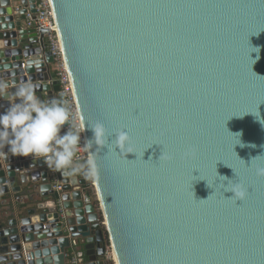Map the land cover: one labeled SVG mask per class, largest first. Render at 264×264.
<instances>
[{"label":"water","instance_id":"obj_1","mask_svg":"<svg viewBox=\"0 0 264 264\" xmlns=\"http://www.w3.org/2000/svg\"><path fill=\"white\" fill-rule=\"evenodd\" d=\"M38 1L0 0V113L21 82L59 91L48 31L23 22ZM47 1L79 121L127 131L138 158L93 149L97 206L84 177L57 171L56 191L42 157L0 150V195H27L0 217V264L81 245V264H264V0Z\"/></svg>","mask_w":264,"mask_h":264},{"label":"clouds","instance_id":"obj_2","mask_svg":"<svg viewBox=\"0 0 264 264\" xmlns=\"http://www.w3.org/2000/svg\"><path fill=\"white\" fill-rule=\"evenodd\" d=\"M8 87L7 82L0 80V97L7 95ZM37 87L30 81L21 82L13 93L15 101L10 103L6 111L0 113V150L7 147L13 156L42 157L50 168L61 171L63 175H83L88 180H95L99 174L94 148L99 150L107 147V152L116 154L135 153L138 158L132 137L127 131L114 130L115 139L110 142L109 130L102 121L98 120L86 126L63 102L55 99L43 102L36 95ZM86 127L92 132V136L84 138L81 145ZM81 146L88 153L82 163L75 161ZM3 155L5 153L0 151V156ZM194 155V149L184 153L185 158ZM172 159L165 151L159 156V161L164 163ZM255 174L264 177V167H256ZM226 191L233 192L232 198L235 200L244 201L248 196V189L242 183H234Z\"/></svg>","mask_w":264,"mask_h":264},{"label":"built area","instance_id":"obj_3","mask_svg":"<svg viewBox=\"0 0 264 264\" xmlns=\"http://www.w3.org/2000/svg\"><path fill=\"white\" fill-rule=\"evenodd\" d=\"M15 15L18 16L19 10L15 9ZM23 22L26 28H34L38 33L42 30H47L48 34L44 36L45 39V47L43 48L45 52L51 53L53 56H55L54 59V69H55V78L58 82L59 91L56 93L58 98L63 102L73 113V115H76L48 1L47 0H39L36 6V13L33 15L29 12H27L23 17ZM24 67V65H22ZM67 128V125L65 126V129ZM81 145H83V141L81 139ZM86 153L84 148L81 146L80 150L77 152L75 156V161L77 162H84L86 160ZM45 163V162H44ZM45 167L47 169V172L49 173L52 180L56 182L54 189L56 191H60L61 186L57 183V171L54 168H50L46 163ZM88 186L90 188L93 187V181L88 180ZM93 198V196H92ZM93 199L85 194L83 195V201L87 203H91ZM107 259L110 264H113L110 249L108 248L107 251ZM66 264H81L80 259L78 258L75 251L72 252L70 257H67Z\"/></svg>","mask_w":264,"mask_h":264},{"label":"crops","instance_id":"obj_4","mask_svg":"<svg viewBox=\"0 0 264 264\" xmlns=\"http://www.w3.org/2000/svg\"><path fill=\"white\" fill-rule=\"evenodd\" d=\"M51 71L52 74L54 75L55 78V69L53 66H51ZM55 100H59L58 96L55 94L54 96ZM80 177H82L81 175H79ZM27 195H25L26 197ZM24 197V194H15V195H0V217H4L9 215V213L11 212V210L13 209L14 206L17 205V203H24L26 201ZM82 245L80 247H78V250H73V249H69L67 250V254H72L73 251L76 252V254H79L82 252ZM84 262H87V259L85 257V255L83 256Z\"/></svg>","mask_w":264,"mask_h":264},{"label":"trees","instance_id":"obj_5","mask_svg":"<svg viewBox=\"0 0 264 264\" xmlns=\"http://www.w3.org/2000/svg\"><path fill=\"white\" fill-rule=\"evenodd\" d=\"M82 177H83V175H81ZM84 189H85V192L87 193V195L89 196V197H91V199H93L92 198V196H93V194H92V188H90L88 185H86L85 187H84ZM92 202L93 203H95L93 200H92ZM96 204V203H95ZM70 253L67 255V257H70Z\"/></svg>","mask_w":264,"mask_h":264},{"label":"rangeland","instance_id":"obj_6","mask_svg":"<svg viewBox=\"0 0 264 264\" xmlns=\"http://www.w3.org/2000/svg\"><path fill=\"white\" fill-rule=\"evenodd\" d=\"M92 190V194H93V201L96 203V205L98 206V202H97V197H96V194H95V190L94 188L91 189Z\"/></svg>","mask_w":264,"mask_h":264},{"label":"snow or ice","instance_id":"obj_7","mask_svg":"<svg viewBox=\"0 0 264 264\" xmlns=\"http://www.w3.org/2000/svg\"><path fill=\"white\" fill-rule=\"evenodd\" d=\"M252 51H255V50H252Z\"/></svg>","mask_w":264,"mask_h":264}]
</instances>
